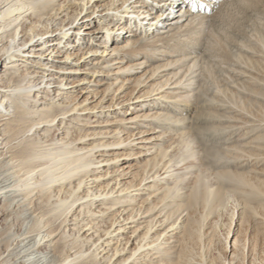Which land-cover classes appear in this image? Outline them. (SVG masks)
I'll return each instance as SVG.
<instances>
[{
  "label": "bare ground",
  "instance_id": "obj_1",
  "mask_svg": "<svg viewBox=\"0 0 264 264\" xmlns=\"http://www.w3.org/2000/svg\"><path fill=\"white\" fill-rule=\"evenodd\" d=\"M97 1L100 0H0V264H100V259L110 264L116 254L124 251L125 245L120 248L118 238V247L109 248L110 255L98 259L104 248L103 243L96 246L95 241L111 235L110 230L117 223H135L138 216L145 219L144 232L128 255L113 264H264V180L260 178L263 172L250 170L244 175L229 171L227 165L217 170L214 182L199 172L184 186L187 192L181 196L178 193L185 178L171 170L167 155L170 146L156 145L151 152L145 145L161 141L164 135L162 129L155 132L157 127L150 125L181 122L162 113L166 101L171 102L169 106L178 114L192 103L195 81L186 79L185 72L190 73L196 67V59L181 46L191 40L192 33L201 30L207 18L205 12L218 7L221 17L233 0H110L96 5ZM101 7L104 9L99 17L87 14H95ZM84 11L86 14L81 16ZM95 21L97 28L84 35L101 31V36H90L88 40L102 39L98 44L100 49H87V43L78 38L76 42L67 40L75 25L81 26L76 30L78 35L87 27L83 23L91 25ZM111 31H115L112 37ZM69 50L73 51L71 55ZM45 52L63 54L65 58L76 55V60L88 53L104 54L107 58L91 61L106 72L116 70L113 82L106 89L112 96L111 104L115 93L123 94L120 91L126 84L133 83L131 95L144 84L145 92L139 97L155 93L152 109L116 120L119 126L113 131L83 130L78 127L84 119L81 112L92 113L103 107H81L88 101L87 97L76 102L72 88L85 80L66 81L68 78L65 79L62 70L67 69L56 70V66L48 67V63L44 69L51 68L45 70L50 74L31 69L41 64L37 57ZM154 53L166 57L162 59L166 63L149 69L132 82L130 76L136 73L135 69L146 64H132V60L138 55ZM26 61L31 67L25 65ZM68 70L72 74L79 69ZM159 71L166 73L157 74ZM50 81L54 87L51 90ZM221 92L219 89L218 93ZM88 94L95 97L97 92L90 90ZM104 96L105 90L100 103ZM86 120V128L104 123V127L110 126L107 121L98 120L90 126V115ZM58 124L62 127L56 133ZM142 124L153 130L150 133L159 134L134 143L132 138L142 137L143 132L135 134L132 130L143 127ZM97 137L100 139L87 144ZM183 141V149L187 150L188 144ZM135 149H146V153ZM251 151L234 146L227 150L231 161L238 159L235 154H239L257 164L264 162V144ZM188 154L195 159L194 152ZM146 156L149 158L144 163L135 160ZM120 157H130L135 163H125L106 172L113 176V186L109 188L108 182L103 189L97 188L103 170L99 169ZM128 174L130 180L122 182ZM137 178V185H133ZM137 187L140 191L134 196L131 192ZM141 191L147 192L146 199L140 196ZM77 209V215L72 213ZM70 217H73L71 221ZM237 219L238 224L234 221ZM233 222L236 236L227 257ZM69 225H72L71 235ZM14 226H19V233L14 234ZM84 226L95 229L94 235L81 237L79 233ZM122 228L114 229L116 235H120ZM171 231L176 232L167 236ZM110 242L111 239L105 244Z\"/></svg>",
  "mask_w": 264,
  "mask_h": 264
},
{
  "label": "rangeland",
  "instance_id": "obj_2",
  "mask_svg": "<svg viewBox=\"0 0 264 264\" xmlns=\"http://www.w3.org/2000/svg\"><path fill=\"white\" fill-rule=\"evenodd\" d=\"M108 1L110 0H100L96 2V5H102ZM75 4L78 5V3ZM103 9L104 7H101L96 10L97 12L95 14H87L99 17V15L103 13ZM226 9L224 12H222L221 17L218 15V7L209 13L205 12L204 15L207 18L204 22V25L201 27V30L197 33H192L191 40H189L188 43L186 42V45L181 46V48L184 47L187 53H191V57L196 59V67L190 73L185 72L186 79H193V81H195L192 92L193 100L190 106L185 107V110L181 114H178L177 110H174L171 108L172 106H169L170 101H166L168 102L167 104L165 102L167 107H162L161 110L164 115H168L174 119H180L181 122L177 124L175 122L168 123L164 121L162 126H157L154 124L150 125L151 127H157L154 129L155 132H159L162 129L164 135L161 141H151V144L143 143L148 145L147 147L150 148L151 152L155 151L154 146L156 145L165 148L170 146L167 151V155L168 158L171 159V170H174L173 173L180 174L181 177L185 178V181L180 184L182 189L178 194L181 196L187 192V190L183 189L184 186L188 184L189 181H192L197 173L200 172L201 175L206 177V180L209 179L211 182H214V174L217 172V170H220L227 165H230L228 168L229 171L244 175L250 170H256L257 173L263 172V175H261L260 178L264 180V162L257 164L250 160H246V157L240 156L239 154H235V156H238V159L231 161L229 158L231 156H229L227 152L228 148L231 146L239 147V149L244 151H251V149L258 144H264L262 143L264 142V118L262 114L264 113V62L262 61L264 60V49L261 47V45H264V0H233L232 5ZM84 14H86L85 11L81 16ZM216 15L218 17H216ZM85 19L86 17H84L82 20ZM83 24L87 27H85V29L83 28L81 33L77 35L76 30L81 26L75 25L72 30L73 32L69 33V39L67 40H73V42H76L78 39H81V41H85V43H87V49H100L98 44L103 42L102 39L97 38L90 42L88 40L90 36L96 37L97 34L98 36H101V31L94 32L93 35H84L86 32L95 30L97 28V22L95 21L91 25H87L88 23ZM103 26L104 25L101 23L100 28ZM112 29L114 30L115 27ZM114 32L115 31L109 32V35L112 37ZM50 40H54V38L51 37ZM108 43L110 44V42ZM72 52L73 51L69 50L68 54L71 55ZM62 55H47L45 52L41 56L37 57V60L41 61V64L31 67L27 62L30 60H27L25 65L28 68L31 67V69H35L40 72L51 70V68L44 69V65L48 63V67L54 65L57 67L56 70H60L59 68L67 69L62 70L64 73H66L65 79L68 78L66 81L73 78H77V80H85L83 83H79L72 88L73 92H75L74 94L77 95L76 102H81L87 97L88 101L81 107L102 106L103 108L97 107V109L92 111V113L88 111L81 112V114H83L81 117H84V119L79 123L78 127H83V130L96 129L95 132H103L108 129L107 132H109L113 131V129H116L117 126H119L118 123H116V120L120 121L121 119L133 117L135 114L141 115L142 113H148L152 109V99L155 98V93H153L151 96L139 97L140 93L145 92L144 89H146V87H142L144 84L140 85L138 90H136L132 95L130 93L133 88V83L126 84V87L120 91L125 95L123 96V94L115 93V100L111 104L112 96L108 95L106 89L108 85L113 82V74L116 73V70L110 71V69H108L106 72V70L104 71L99 69L102 66L98 65L96 67L92 65L94 60L100 61L101 59L107 58L106 56L103 57L104 54H101L100 52L88 53L79 58V60H76V55L73 57L70 56L69 58H65ZM262 56L263 58H261ZM163 58L166 57L161 55L159 56L158 53L149 54L148 56L146 54H144V56L138 55L136 60H132V64L140 62H144L146 64H143L140 68L135 69L136 73L130 76L131 81H135L144 72H148L149 69L165 64L166 61H163ZM21 59L25 60L26 57H21ZM32 60H34V58H32ZM74 67H77L79 70L72 74L69 73L70 70L68 69ZM230 69L235 70L236 72L231 71ZM45 72L46 74H50V71ZM164 73L166 72H157V74L160 75ZM58 76L61 77V75ZM50 84V87L53 86L52 81H50ZM51 89H54V87H51L50 90ZM219 89L222 91L221 93H218ZM66 90L71 91L70 88ZM90 90L97 92L95 97H92L91 94H88ZM104 90V101L100 103L99 100L101 99L102 94H104ZM50 94L52 98L53 93L51 92ZM126 98H129L130 100H124ZM234 100L236 104H234ZM41 101L42 99L39 100V102ZM115 101L116 103H114ZM98 102L99 104L96 105ZM115 104H118V106ZM180 105V107L183 108V104ZM77 114H80V112ZM88 115H90V119L92 120V124L90 126H94V124H96L94 123L96 120L100 122L107 121L110 126L107 125V127H104V123L99 125V127L86 128V119H88ZM142 126L143 127H136V129L132 130V132L135 134H137L139 131L143 132V135H140L142 137L138 138L139 136L137 135L132 138L134 143L140 141L141 138L145 140L150 137L153 138L159 134L150 133L153 132V130L149 129V126L145 128V124H142ZM61 127V124H58L55 127L56 133L61 130ZM177 135H179V137H177ZM180 137L183 139H180ZM99 139L100 138L97 137V139L95 138L87 141V144ZM182 140L188 144L187 150L183 149L185 144L182 143ZM143 144H137V146H141ZM258 147L260 148V146ZM111 149L113 150L115 148ZM181 149H183V151H180ZM145 150L146 149H135V152L141 151V153L145 154ZM189 151L195 153V159L190 157L188 154ZM129 158L130 157H120L117 159V161L110 163L109 166L100 168L99 170H103L101 173H99L101 177L97 184V188L103 189L108 182L109 188L113 186L114 181L111 180L113 176L106 172H112L114 168L120 166L122 167V165L125 163H131V165H134L135 160H139L141 163H144L146 159L149 158V156L143 157L141 159H133L132 161ZM168 158H166V160ZM161 163L162 162L159 163L158 167L161 166ZM188 165L190 166L186 171H181V169H184ZM237 168L241 169L237 170ZM149 169L150 167H148V170ZM162 171L163 170L160 172ZM129 176L131 175L128 174L125 179L122 180V182H128L131 178ZM118 180L121 181L120 178H118ZM137 180L138 178L134 180L133 185H137ZM138 187L135 189V191H132L131 194L136 196L135 194H138V191H140ZM117 194L118 192L115 193L111 198H115ZM145 194H147V192L141 191L140 196H143V198L146 199ZM74 211L72 213L77 215L78 209L75 212ZM72 213H70L69 216H71ZM235 214L236 212L234 213V219H236ZM183 215L184 213L180 215V219L183 217ZM87 216L85 218H88ZM72 218L73 217H70L68 220L71 221ZM135 219V223H117L110 230L111 235L103 237L99 242L95 241L96 246L103 243L102 247L104 248L102 252L99 251L100 253L98 259L101 256L105 257L106 255H110V252L108 253L109 248L113 249L118 247V238L121 239L120 248L125 245L124 251L121 254H116L112 258L110 264L116 263L120 258L126 257L128 255V252L135 247L138 236L144 232L142 228L144 226L143 221L145 219H142V216H138ZM181 220H183V218ZM221 220L223 221L224 217H222ZM234 221H236L237 224L239 223L238 219ZM139 226H141L140 229L132 234V231L137 227L139 228ZM119 227H123L122 229L124 230L120 232V235L118 236L116 235L117 233L114 231V229ZM68 228V233L71 235L72 225L67 226V229ZM12 230L14 231V234L20 232L19 226H14ZM235 230H237V227L234 226L233 222L227 243V257H229L230 243L233 242L236 236ZM94 231L95 229H91L89 226H84L83 229H81L79 235L82 234L81 237H87L90 234H93ZM175 232L176 231H171L167 234V236L173 235ZM95 239L96 237H94L93 240ZM110 239V245L105 244V242L108 240L110 241ZM126 241H128L127 244H125ZM170 242H172V240H170ZM92 248L93 246L91 249ZM140 252L141 250L138 253ZM138 253H136V255ZM99 263L104 264V261L100 259ZM126 264H129V262Z\"/></svg>",
  "mask_w": 264,
  "mask_h": 264
}]
</instances>
